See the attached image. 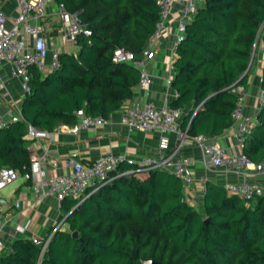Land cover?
<instances>
[{
	"label": "trees",
	"instance_id": "16d2710c",
	"mask_svg": "<svg viewBox=\"0 0 264 264\" xmlns=\"http://www.w3.org/2000/svg\"><path fill=\"white\" fill-rule=\"evenodd\" d=\"M57 1L78 14L91 34L78 35L76 54L62 51L58 70L44 74L29 67L23 118L0 130V160L22 174L31 164L29 124L51 132L62 123H77L80 109L109 117L133 97L140 69L114 62V51L125 48L143 59L161 20L158 0ZM258 53L264 56V0H203L176 46L172 86L178 96L169 106L188 110L183 126L193 118L189 131L198 130L200 122L202 134L231 127L237 88L248 85ZM258 119L244 152L259 164L264 107ZM134 168L122 162L113 181L66 217L68 228L56 230L40 264H142L146 258L162 264H264V195L243 200L207 181L197 207L185 199L177 176L165 170L144 177L126 173ZM64 202L71 208L78 200ZM76 230L79 238L72 236ZM40 254L33 240L17 238L0 264H37Z\"/></svg>",
	"mask_w": 264,
	"mask_h": 264
},
{
	"label": "built area",
	"instance_id": "2783aa9c",
	"mask_svg": "<svg viewBox=\"0 0 264 264\" xmlns=\"http://www.w3.org/2000/svg\"><path fill=\"white\" fill-rule=\"evenodd\" d=\"M175 0H158L161 7V20L158 22L156 31L152 35L149 47L158 39L164 31L166 24L172 14V6ZM181 1V0H179ZM203 0H186L182 15L177 23L176 46L186 35L187 23L194 18L198 12L199 5ZM59 15L61 16L62 38L66 45L76 43L79 34H91L90 29L80 20L78 14L71 13L64 4H60ZM46 7L44 0H18V12L13 18V23L8 25L11 19L0 9V70L4 64L12 66L14 76L22 80L23 89L29 90V67L35 66L40 72L48 73L60 68L59 55L62 53L60 47L50 48L45 35ZM176 50V47H175ZM50 60L48 61V58ZM116 63L131 62L140 69L139 87L142 91H148L153 84V76L146 69L144 59H138L134 52L125 48H117L113 54ZM238 100L233 110L234 128L240 139L241 151L236 154L229 153L219 142H210L206 134L196 135L192 141L200 146L203 153V163L206 167H216L227 171L241 173L249 168L251 161L244 152L246 139L252 134L254 127L259 123L258 117L248 116L244 113L245 87L237 88ZM260 107H264V87L258 95ZM78 122L75 124H60L57 129L78 132L89 127L104 126L108 118L103 115H89L84 109L76 112ZM183 110L178 107L165 105L157 107L154 102H136L131 107L121 111L120 121L133 130L151 131L159 133L158 145L152 155L140 160H127L135 164V168L126 173L149 174L153 170H165L180 178L186 190L193 189L196 179L194 175V161L182 153V148L187 145V133L180 126ZM19 118L8 119L0 114V130ZM56 129V128H55ZM53 131L39 129L29 124L26 137L29 140L50 138ZM174 138V143H173ZM125 159L120 154H104L91 162H82L78 154L73 153L65 165L71 168L69 173L48 174V161L46 156H33L30 169L23 177L32 181V190L39 197L54 195L58 200L66 198L78 200L79 204L91 196L100 188L115 179L113 174ZM264 168L263 162L257 165ZM20 173L12 167L0 169V192L8 185L15 182ZM206 185L205 178L200 180ZM225 188L231 193L240 196L243 200H251L264 195V188L255 182L243 177L237 183H226ZM1 199V194H0ZM62 225L59 222L54 231L45 238H33L34 244L41 248V263L43 255L48 249L52 236ZM0 226V235H1ZM19 232L25 228L17 226ZM0 243V252H1Z\"/></svg>",
	"mask_w": 264,
	"mask_h": 264
},
{
	"label": "crops",
	"instance_id": "0c3cea01",
	"mask_svg": "<svg viewBox=\"0 0 264 264\" xmlns=\"http://www.w3.org/2000/svg\"><path fill=\"white\" fill-rule=\"evenodd\" d=\"M186 0H175L172 6V14L166 24L161 36L150 46L144 56L146 69L153 76V84L148 91H142L137 86L132 98L126 100L123 106L112 113L108 118V123L104 126L89 127L78 132L67 131L66 129H55L50 138L29 140L27 139V149L33 156H46L48 161L47 173L60 174L69 173L71 168L65 165L73 153L78 154V159L82 162H91L104 154H120L127 160H140L153 154L158 145L159 133L151 131L133 130L121 123V111L131 107L136 102H154L157 107L170 105L174 101L178 92L172 86V79L175 75L174 61L176 55L177 23L182 15ZM46 7L45 35L51 49L60 47L62 51L71 52L68 47L77 44L66 45L63 41L62 24H57L55 16L59 15L60 4L57 0H44ZM0 9L11 19L8 25L13 23V18L18 12V0H0ZM80 49L72 53H77ZM50 55L48 61L50 60ZM264 56L258 53L251 71L249 73L248 85L244 94V113L248 116L258 117L261 110L258 95L262 88V66ZM26 91L23 89L22 80L12 73V66L4 64L0 70V114L8 119H15L22 114V107L26 99ZM187 109L183 110L180 119V126L183 132L187 133L189 142L182 148V153L192 158L194 161L195 185L193 189L184 188L185 199L193 205L200 207L205 194V185L201 179L212 181L220 185L226 183H237L243 177L252 182L260 184L264 188V168H258V163L252 162L249 168L241 173L227 171L216 167H206L203 163V153L192 138L202 134L203 122L198 124V130L192 131L189 126L185 128L183 121ZM20 119V118H19ZM204 121V120H203ZM210 142H219L231 154L241 151L240 139L233 125L222 133H208ZM1 135V139H3ZM5 143L8 139L5 138ZM174 143V138H173ZM6 160H0V166L13 167ZM7 164V165H4ZM14 168V167H13ZM16 169V168H15ZM18 172L19 170L16 169ZM20 177L8 186L0 199V235L1 252L0 256L9 252L14 240L24 238L32 240L35 237L45 238L50 235L56 225L62 221L60 228L67 229L65 220L76 208L79 202L69 207L67 202L60 201L54 195L39 197L32 190V181ZM148 174H141V177ZM6 189V188H5ZM73 199V198H72ZM70 211L67 213V211ZM64 216V217H63ZM25 228L24 232H19L17 226Z\"/></svg>",
	"mask_w": 264,
	"mask_h": 264
},
{
	"label": "water",
	"instance_id": "95a60500",
	"mask_svg": "<svg viewBox=\"0 0 264 264\" xmlns=\"http://www.w3.org/2000/svg\"><path fill=\"white\" fill-rule=\"evenodd\" d=\"M81 205V203L80 204H78V207ZM206 222L208 223V222H210V218H207L206 219ZM72 236L74 237V238H79V236H80V232L79 231H73L72 232ZM142 264H162L161 262H158V261H156V260H154V259H149V258H146V259H144L143 260V262H142Z\"/></svg>",
	"mask_w": 264,
	"mask_h": 264
},
{
	"label": "rangeland",
	"instance_id": "374dc122",
	"mask_svg": "<svg viewBox=\"0 0 264 264\" xmlns=\"http://www.w3.org/2000/svg\"><path fill=\"white\" fill-rule=\"evenodd\" d=\"M55 21L57 22V24H59L61 22V16L60 15H56L55 16ZM68 50H70L71 52L77 51L78 50V44H73V45L69 46ZM8 186H10V185H8ZM8 186L5 187L6 189L4 188L3 190H1L0 194H4L5 191L7 190Z\"/></svg>",
	"mask_w": 264,
	"mask_h": 264
}]
</instances>
